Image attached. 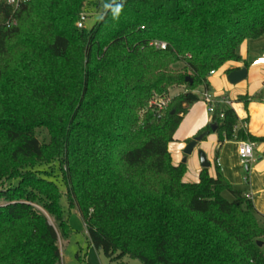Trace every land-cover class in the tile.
I'll list each match as a JSON object with an SVG mask.
<instances>
[{
    "label": "trees",
    "instance_id": "trees-1",
    "mask_svg": "<svg viewBox=\"0 0 264 264\" xmlns=\"http://www.w3.org/2000/svg\"><path fill=\"white\" fill-rule=\"evenodd\" d=\"M105 2L93 3L104 19L87 31L76 27L85 0L16 10L0 0V264H61L72 229L60 189L36 168L54 160L89 244L112 262L264 264L252 201L218 165L215 178L203 168L198 183L183 182L185 164L168 151L192 91L264 35V0H116V19ZM172 88L187 92L158 110ZM212 105L201 141L264 142L221 98Z\"/></svg>",
    "mask_w": 264,
    "mask_h": 264
},
{
    "label": "crops",
    "instance_id": "crops-1",
    "mask_svg": "<svg viewBox=\"0 0 264 264\" xmlns=\"http://www.w3.org/2000/svg\"><path fill=\"white\" fill-rule=\"evenodd\" d=\"M237 51L239 60L226 62L215 70L214 75L207 76L206 87L196 88L193 94L198 100L188 107L187 113L173 134V140L168 144V151L174 166H178L186 159L183 182L189 184L199 182L203 168L199 162L198 151H202L209 163L207 168L209 176L215 178L218 165L224 178L252 201L260 225L264 227V142H251L253 160L246 166L241 164L238 155L239 144L243 140L233 139L219 144L217 134L214 132L197 143L191 155L185 156L183 153L187 142L211 123V114L202 101L204 93L215 98L227 99L238 119L246 120V126L240 127L247 135L256 139L264 138V103L261 101L264 97V35L257 39L244 40ZM243 68L247 71L246 78L237 84L229 83L228 74ZM74 234L75 231L72 230L71 236ZM85 239L89 244L87 235ZM59 245L61 248V242ZM263 247L264 243L262 244L264 252Z\"/></svg>",
    "mask_w": 264,
    "mask_h": 264
},
{
    "label": "rangeland",
    "instance_id": "rangeland-1",
    "mask_svg": "<svg viewBox=\"0 0 264 264\" xmlns=\"http://www.w3.org/2000/svg\"><path fill=\"white\" fill-rule=\"evenodd\" d=\"M96 1L99 0H85L86 7L83 10V13H85L88 17L85 23V29L87 31L92 30L100 16V12L93 7V3ZM181 67V64L176 66L177 69H180ZM195 91L196 89L192 91V93H195ZM185 92L187 91L183 88H172L169 91V98L166 101L165 108L168 107L171 102V98L174 97V95ZM35 135L41 143L49 142L50 135L46 129L37 128L35 130ZM36 168L38 171L44 173L43 177L54 181L60 189L62 194L61 203L64 208L65 215L68 218L70 228L75 231L74 235H72L68 240H64L62 243L61 264H142L139 260L130 259L128 257H124L120 261L112 262L106 258L102 252L97 251L93 248V246H90L85 239L87 232L78 210L69 206L66 195V186L63 181V173L60 170L59 163L54 160L50 163L39 165ZM224 197L228 200L231 199V196L227 193L224 194ZM262 242L264 243V239ZM76 254L80 257V259L76 257Z\"/></svg>",
    "mask_w": 264,
    "mask_h": 264
},
{
    "label": "built area",
    "instance_id": "built-area-1",
    "mask_svg": "<svg viewBox=\"0 0 264 264\" xmlns=\"http://www.w3.org/2000/svg\"><path fill=\"white\" fill-rule=\"evenodd\" d=\"M4 3L11 8H14L15 10L18 9L22 5H26L29 3L31 0H3ZM88 17L85 15V13H81L79 15V19L76 22V27L78 29H85V23L87 21ZM149 46L153 47L156 50H165L166 49V44L163 41L155 40L152 41ZM215 70L210 71L208 75H214ZM213 98L210 94L204 93L202 96V101L207 105V109L210 114L213 113ZM224 103L230 105V102L225 99L221 98ZM167 100H155L153 104L158 108V110H163L165 108ZM261 101L264 103V97L261 98ZM244 127L246 126L245 124L243 125ZM238 155L240 158V162L242 165H248L252 160H253V143L249 141H242L239 144L238 148Z\"/></svg>",
    "mask_w": 264,
    "mask_h": 264
},
{
    "label": "water",
    "instance_id": "water-1",
    "mask_svg": "<svg viewBox=\"0 0 264 264\" xmlns=\"http://www.w3.org/2000/svg\"><path fill=\"white\" fill-rule=\"evenodd\" d=\"M246 75H247V71L245 68L243 69H236V70H233L231 71L229 74H228V81L229 83L231 84H237L239 83L240 81L244 80L246 78ZM186 81H189V83H192L191 79L189 78H186ZM190 98L195 100V95H190ZM211 130L214 131L215 130V126L212 125L211 126ZM203 136H199V137H196L194 138L191 142L187 143L183 153L185 156H189L191 155L194 147L196 146L197 143L201 142V139H202ZM198 158H199V162H200V165L202 168L204 169H207L209 167V163L206 161V158H205V155L202 151H198ZM186 162V159H183L182 160V163L184 164ZM262 244L263 242L261 241H258L256 243V245L258 247H262Z\"/></svg>",
    "mask_w": 264,
    "mask_h": 264
},
{
    "label": "clouds",
    "instance_id": "clouds-1",
    "mask_svg": "<svg viewBox=\"0 0 264 264\" xmlns=\"http://www.w3.org/2000/svg\"><path fill=\"white\" fill-rule=\"evenodd\" d=\"M103 8L105 9V11H110L111 14H112V17L114 19L118 18L121 11H122V8H123V4L122 3H118L116 2V0H108V2H105L103 4ZM99 19H104V16H100Z\"/></svg>",
    "mask_w": 264,
    "mask_h": 264
}]
</instances>
